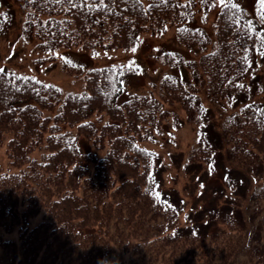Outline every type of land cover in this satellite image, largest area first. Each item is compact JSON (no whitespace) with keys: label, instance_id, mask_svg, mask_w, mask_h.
<instances>
[{"label":"trees","instance_id":"trees-1","mask_svg":"<svg viewBox=\"0 0 264 264\" xmlns=\"http://www.w3.org/2000/svg\"><path fill=\"white\" fill-rule=\"evenodd\" d=\"M74 3L21 0L19 30L42 48L132 47L142 32L171 21L197 52L165 51L161 61L187 72L166 71L120 100L122 76L139 69L131 61L64 58L67 69L83 74L80 90L0 67V142L18 167L0 169V264H264V37L257 35L264 20L257 0L253 10L236 0L235 10L200 0ZM8 6L0 7V32L15 22ZM181 120L198 124L190 161H204L213 175L225 168V188L237 181L227 201L182 212V194L163 181L159 152L141 143ZM232 169L263 173L245 184Z\"/></svg>","mask_w":264,"mask_h":264},{"label":"rangeland","instance_id":"rangeland-1","mask_svg":"<svg viewBox=\"0 0 264 264\" xmlns=\"http://www.w3.org/2000/svg\"><path fill=\"white\" fill-rule=\"evenodd\" d=\"M20 1L2 0L0 3V7L4 8L10 5L16 12L14 24L5 31L0 32V67L9 71L31 74L44 81L54 82L63 90H80L83 84V74L74 73L67 69L63 63L64 58L71 60V63L79 60L91 64L131 61L139 65L138 70L125 73L122 76L123 87L118 95L120 100L130 91L151 88L153 86L152 81L158 79L166 71H179L183 74L187 72L183 66L177 67L161 61L165 51L177 50L183 54V58H191L197 52L195 47H187L182 44L176 36L177 24L171 21L159 32H142L138 43L132 47H95L89 49L81 48L77 44L70 46L59 44L52 48H42L37 44L35 35L29 33L28 36H24L19 30L20 21L23 20L25 15L22 7L19 6ZM236 1L253 10L252 0ZM210 22L211 16H208L202 24L209 26ZM261 57L264 58V55H261ZM43 112L51 111L45 109ZM92 116L95 115L92 114ZM197 128V123L181 120L176 127H172L171 124L165 127L164 132L158 133L156 140L148 139L141 142L159 152L164 164V170H162L163 181H165L166 186H175L182 194V212L188 211L193 203L197 205L201 203L203 206L208 207L224 199L227 201L229 193H233L237 187V181L234 179L235 184L230 187L228 185L225 188V172L223 171L225 168L220 173L213 175L205 169L204 165L206 166V164H204V161H190L191 151L197 137ZM98 151L101 153V149H98ZM218 165L223 166V163ZM0 169L18 170V167H14L7 162L2 142H0ZM237 171L240 170L232 169L230 174L234 178L238 173L245 179V184L248 181L250 184L257 183L254 179L259 178L258 175L260 176L263 173L260 171L256 175V173L251 174V172L245 170L246 174H243V171ZM201 179H204L202 184L200 183ZM263 179L264 176H261L259 181ZM245 200V198H242L243 202ZM261 215L264 219V209ZM38 219L39 215L33 216L26 223L32 224ZM2 235H15V229L3 231Z\"/></svg>","mask_w":264,"mask_h":264},{"label":"snow or ice","instance_id":"snow-or-ice-1","mask_svg":"<svg viewBox=\"0 0 264 264\" xmlns=\"http://www.w3.org/2000/svg\"><path fill=\"white\" fill-rule=\"evenodd\" d=\"M58 2H65L68 3L70 6L75 7L74 0H58ZM137 3L140 2V0H136ZM167 2V0H165ZM202 5H209V7H215L217 4L221 8H227V9H236V4L233 3V0H200ZM96 3L100 4L101 6H104L105 0H96ZM113 3H115V0H113ZM258 3V12L261 20H264V0H257ZM191 4V0H189V5ZM252 31H255L254 29ZM258 37H264V33H258ZM260 48L264 49V39H260ZM262 55H264V51L261 52ZM3 72V69H0V73Z\"/></svg>","mask_w":264,"mask_h":264},{"label":"clouds","instance_id":"clouds-1","mask_svg":"<svg viewBox=\"0 0 264 264\" xmlns=\"http://www.w3.org/2000/svg\"><path fill=\"white\" fill-rule=\"evenodd\" d=\"M98 264H112V262L106 261V260H101L98 262Z\"/></svg>","mask_w":264,"mask_h":264}]
</instances>
